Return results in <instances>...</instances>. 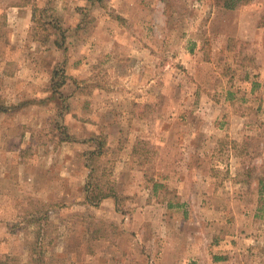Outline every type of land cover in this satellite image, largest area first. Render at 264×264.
<instances>
[{"label": "rangeland", "instance_id": "374dc122", "mask_svg": "<svg viewBox=\"0 0 264 264\" xmlns=\"http://www.w3.org/2000/svg\"><path fill=\"white\" fill-rule=\"evenodd\" d=\"M225 1L0 0V264H264V0Z\"/></svg>", "mask_w": 264, "mask_h": 264}, {"label": "trees", "instance_id": "16d2710c", "mask_svg": "<svg viewBox=\"0 0 264 264\" xmlns=\"http://www.w3.org/2000/svg\"><path fill=\"white\" fill-rule=\"evenodd\" d=\"M51 0H49L50 3ZM92 5L95 3L99 4H104V0H88ZM237 4V0H226L225 1V7L228 9H234ZM50 6H47L44 9H41V11L48 13ZM52 9V8H51ZM84 10V9H83ZM53 27L61 33V35L65 36V29L53 20ZM56 45L59 48H64L65 47V41L64 40H55ZM64 70L63 69H57L54 74V79L55 77L60 75L61 80L60 82L56 84H53V89L55 91H58L59 87L65 83V80L67 76H64ZM62 97V96H61ZM9 107L6 104H0V113L5 112ZM65 140H69L68 135L64 138ZM92 142L97 141V147L93 151L87 152L89 153L90 158H94L95 156H99L102 154V149L101 146L105 143V137L100 140V138L95 137L90 139ZM105 175L98 174L97 170L93 167H91L90 172L88 174V178L85 184V201L87 204L91 206H98L104 199L108 197H113L115 198L116 201H118L119 194L116 190V188L110 183L109 181L104 180ZM90 231L92 232L93 237L95 238H105L107 237V229H105V223L100 222L99 224L93 223L91 224ZM39 238H37L33 242V246L37 247L39 243ZM36 256L31 257V262L32 264H45L46 260L48 259L47 256L43 253V251H35ZM53 260V258H51Z\"/></svg>", "mask_w": 264, "mask_h": 264}, {"label": "crops", "instance_id": "0c3cea01", "mask_svg": "<svg viewBox=\"0 0 264 264\" xmlns=\"http://www.w3.org/2000/svg\"><path fill=\"white\" fill-rule=\"evenodd\" d=\"M45 189H46V188H45ZM45 189H44V190H45ZM48 193H51V189H48ZM64 193H67L66 189H65ZM35 213H36V212H35ZM35 213H29V214H32V215H33V214H35Z\"/></svg>", "mask_w": 264, "mask_h": 264}]
</instances>
